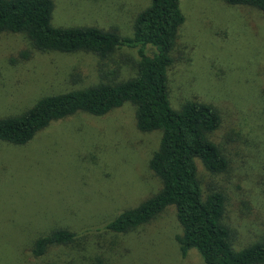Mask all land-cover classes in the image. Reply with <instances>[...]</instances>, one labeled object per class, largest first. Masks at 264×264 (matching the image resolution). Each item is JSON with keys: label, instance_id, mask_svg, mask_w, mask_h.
<instances>
[{"label": "rangeland", "instance_id": "rangeland-1", "mask_svg": "<svg viewBox=\"0 0 264 264\" xmlns=\"http://www.w3.org/2000/svg\"><path fill=\"white\" fill-rule=\"evenodd\" d=\"M56 28L97 27L134 36L150 0H53ZM185 23L168 70L170 101L213 106L222 118L212 135L229 169L212 174L197 161L206 197L222 191L225 223L241 250L264 236V14L223 0H181ZM140 47H119L106 59L93 52H42L25 34H0V118L19 115L43 97L119 83L136 76ZM147 55L156 52L145 48ZM162 131L137 128L136 107L105 116L78 113L54 123L25 146L0 142V264H35L32 240L56 227H104L162 188L149 167ZM183 228L174 206L149 224L110 236L84 252L65 248L56 259L95 264H205L195 249L183 257ZM64 258V259H63ZM104 258V259H106ZM84 264V263H83Z\"/></svg>", "mask_w": 264, "mask_h": 264}, {"label": "trees", "instance_id": "trees-1", "mask_svg": "<svg viewBox=\"0 0 264 264\" xmlns=\"http://www.w3.org/2000/svg\"><path fill=\"white\" fill-rule=\"evenodd\" d=\"M223 1L253 7L264 14V0ZM55 7L53 0H0V34H25L42 52L87 51L102 59L122 46L140 47L136 76L43 97L19 115L0 118V142L25 146L54 123L78 113L101 117L131 103L136 107L138 130L163 133L160 147L149 162L162 188L102 228L79 233L69 227H56L35 236L31 242L35 264H74V259L58 261L56 252L97 248L110 236L127 235L149 224L170 206L176 208L183 228V234L177 236L183 257L195 249L205 264H264V236L237 250L235 233L225 223L226 195L222 191H213L206 197L203 194L196 162L201 161L212 174L226 173L230 165L224 149L212 140L223 123L219 112L199 101L176 110L170 101L171 54L186 20L181 0H150L135 20L132 38L90 26L56 28L52 25ZM147 46L155 48L153 56L147 55ZM104 258H98L95 264L114 263Z\"/></svg>", "mask_w": 264, "mask_h": 264}]
</instances>
